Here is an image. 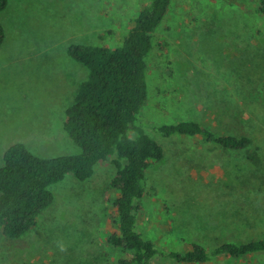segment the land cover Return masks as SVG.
<instances>
[{
  "label": "rangeland",
  "instance_id": "374dc122",
  "mask_svg": "<svg viewBox=\"0 0 264 264\" xmlns=\"http://www.w3.org/2000/svg\"><path fill=\"white\" fill-rule=\"evenodd\" d=\"M147 0H9L1 14L0 167L25 143L42 157L77 154L66 110L88 68L72 44L118 45ZM253 0H174L148 58L140 124L165 148L147 171L138 229L162 252L192 243L213 249L264 238V15ZM196 120L216 133L250 136L243 150L155 127ZM112 159L80 180L50 186L53 203L21 238L0 226V264H119L107 240L116 229ZM152 264H178L156 256ZM193 264H264V252Z\"/></svg>",
  "mask_w": 264,
  "mask_h": 264
},
{
  "label": "trees",
  "instance_id": "16d2710c",
  "mask_svg": "<svg viewBox=\"0 0 264 264\" xmlns=\"http://www.w3.org/2000/svg\"><path fill=\"white\" fill-rule=\"evenodd\" d=\"M174 0H147L118 45L72 44L69 54L89 70L66 110L65 129L81 147L77 154L42 157L25 143L10 145L0 167V226L12 239L21 238L38 222L54 201L50 186L69 173L80 180L90 178L101 161L112 159L117 172L111 180L116 229L107 240L126 253L119 264H152L156 256L178 264L205 263L227 256L240 259L264 252V238L225 242L213 249L192 243L184 251L162 252L138 229L147 171L165 157L164 146L140 124L138 118L148 101V58L156 31L165 21ZM258 11L264 15V0ZM9 0H0V14ZM6 32L0 17V49ZM165 136H200L226 149L243 150L250 136L216 133L196 120L155 126Z\"/></svg>",
  "mask_w": 264,
  "mask_h": 264
}]
</instances>
